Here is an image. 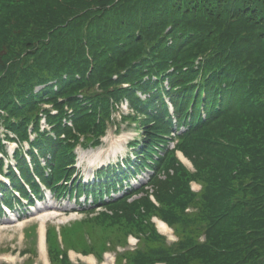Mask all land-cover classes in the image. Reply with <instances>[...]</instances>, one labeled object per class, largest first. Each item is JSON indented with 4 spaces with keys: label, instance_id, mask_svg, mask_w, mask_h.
<instances>
[{
    "label": "trees",
    "instance_id": "1",
    "mask_svg": "<svg viewBox=\"0 0 264 264\" xmlns=\"http://www.w3.org/2000/svg\"><path fill=\"white\" fill-rule=\"evenodd\" d=\"M124 101L134 159L74 185L95 206L47 230L51 264H74L69 250L101 259L129 234L138 246L116 264H264V0H0V127L20 173L0 205L72 176L75 147L102 144ZM139 171L140 189L110 195Z\"/></svg>",
    "mask_w": 264,
    "mask_h": 264
},
{
    "label": "rangeland",
    "instance_id": "2",
    "mask_svg": "<svg viewBox=\"0 0 264 264\" xmlns=\"http://www.w3.org/2000/svg\"><path fill=\"white\" fill-rule=\"evenodd\" d=\"M125 103L121 106V111L126 113ZM120 113L114 114L117 125L119 127L116 130L115 126H110L107 130L106 136L103 138V144L99 145L96 148H75L77 152V166H79V171L84 173L85 175H90L92 170H98L100 165L106 164L108 161H111L112 164H117L118 160L124 158L125 164L128 163L127 158H133L132 156V148L128 144V142L132 141L135 138L136 132L135 130L126 125L125 123L120 122ZM180 132V131H179ZM15 144H8L9 152ZM171 147L173 144L170 145ZM181 153H178L177 156L179 157ZM188 162H184L186 166L193 169V164L191 161L182 155ZM180 158V157H179ZM121 162V161H120ZM149 171H139L138 175L135 178L129 177L123 182L124 187H127L129 184L133 186L134 189H140L142 185H144L149 179ZM195 190H198L199 184H192ZM123 189H119L118 192L112 193L114 197L121 196ZM82 200H84L82 198ZM80 200V201H82ZM83 202V201H82ZM46 206H53L55 210L49 213L52 214V218L46 221V228L53 225H63V224H70L74 221L80 220L84 213L81 212V208L75 204L74 199H68V197H63L59 201H56L48 192L42 198V201H37L35 205H33L32 210H36L40 208H44ZM17 214L21 215V226L17 227L18 222L12 220L13 215H0V264H31L30 260L33 259V263L36 261L35 264H50L47 254V244L46 246V255L43 256L40 251L39 246V237H40V226L41 221L39 219V215L37 212H32L26 206L16 209ZM55 213V211H57ZM55 213V214H54ZM36 225L35 229V236L33 238V232L28 231L25 233L27 228ZM172 231L164 232L168 235L169 241L174 239L172 236ZM24 233L26 237H24ZM27 238V239H26ZM33 241L35 243V251L36 255L31 252L24 253V250L28 248L29 245ZM110 246V245H109ZM71 260L76 263L77 261H81L85 264H98V262L92 263L89 260L90 256H83L81 254L74 253L71 251L70 253ZM6 256L13 257L14 260H5ZM32 263V264H33Z\"/></svg>",
    "mask_w": 264,
    "mask_h": 264
},
{
    "label": "bare ground",
    "instance_id": "3",
    "mask_svg": "<svg viewBox=\"0 0 264 264\" xmlns=\"http://www.w3.org/2000/svg\"><path fill=\"white\" fill-rule=\"evenodd\" d=\"M180 157L181 159L184 161V162H188L183 156L182 154H180ZM53 210H55V208L53 206H46L44 207L43 209H41L39 212H38V215H39V219L41 221V226H40V237H39V246H40V251L42 253L43 256L46 255V246H45V236H46V221L50 218H52V214L53 213H49V212H52ZM57 211H55V213H57ZM54 213V214H55ZM22 223L21 221L18 222L17 224V227L18 226H21ZM158 226H159V229L162 231V232H168L170 231V228L162 221H159L158 220ZM14 260L13 257H10V256H6L5 260ZM89 260L93 263L95 260L93 257H89Z\"/></svg>",
    "mask_w": 264,
    "mask_h": 264
}]
</instances>
